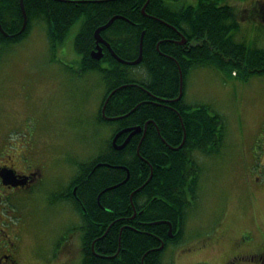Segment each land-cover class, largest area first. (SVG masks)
Listing matches in <instances>:
<instances>
[{"label":"trees","instance_id":"16d2710c","mask_svg":"<svg viewBox=\"0 0 264 264\" xmlns=\"http://www.w3.org/2000/svg\"><path fill=\"white\" fill-rule=\"evenodd\" d=\"M147 1L23 0L28 24L22 31L21 0H0V23L7 34L0 32L2 47L20 42L33 23L44 21L50 47L55 51L82 18V28L74 41L81 57L80 71L98 73L108 91L117 90L108 102V116L127 115L102 122L113 129L144 127L148 123L141 145L139 140H132L123 150L112 148L96 160L105 161L109 166L97 170L88 180L82 178L81 172L74 177V182L85 183L88 187L93 207H98L96 201L101 193L100 206L108 211L96 214V218L104 223L108 221L105 215L110 221L119 216L130 218L133 208L138 209L142 202L148 208L141 216L143 220L169 218L167 202H174L177 207L185 198L174 194L194 192L197 185L195 169L199 170V165L193 152L209 155L221 146L224 128L220 117L206 106L192 107L184 102L186 77L192 68L211 66L226 76L235 75L245 80L264 76V49L250 48L244 41L234 38L232 32L238 28L237 14L233 7L224 4V0H199L195 6L172 3L180 0ZM114 16L125 19L116 20L104 30L103 38L125 61L139 57L142 40V63L126 65L108 52L101 61L91 57L95 30ZM183 37L185 43L179 44ZM103 64H108L109 68H104ZM138 67L145 69V76L140 78L134 74L133 69ZM180 69L183 96L175 101L180 94ZM123 84L129 85L120 88ZM182 143L178 151L170 149ZM131 224L137 225L136 222ZM142 230L120 232L112 227L107 236L106 253L115 254L121 246L122 259H110V264H161L162 251L152 249L159 247L162 240L169 242L167 226L151 225ZM95 232L83 230V240L89 251L96 238ZM92 260L86 264H97Z\"/></svg>","mask_w":264,"mask_h":264},{"label":"rangeland","instance_id":"374dc122","mask_svg":"<svg viewBox=\"0 0 264 264\" xmlns=\"http://www.w3.org/2000/svg\"><path fill=\"white\" fill-rule=\"evenodd\" d=\"M198 2L172 3L195 6ZM82 25L81 18L55 51L44 21L33 23L20 42L0 46V149L7 141L22 150L19 145L31 140L36 159L40 160L44 147L62 152L69 160L74 158V175L78 163L91 160L107 147L113 129L97 121L105 83L98 73L80 71L81 57L74 41ZM232 34L250 48L264 49L263 23H252L244 32ZM73 66L74 94L69 77ZM144 71L143 67L133 69L140 78ZM184 102L192 107L206 106L218 115L224 135L216 152L200 156V197L191 203L185 232L188 247L198 254L174 260L177 264H222L235 240L248 238L255 249L264 245V169L252 163L264 142V76L245 80L226 76L211 66L195 67L186 77ZM57 179V175L50 176V180ZM40 197L38 193L34 197L20 193L15 199L32 237L29 251L48 255L57 232L41 222ZM211 232L220 237L203 247V234ZM80 242L81 233L75 245ZM161 258L168 262L170 252H162Z\"/></svg>","mask_w":264,"mask_h":264},{"label":"flooded vegetation","instance_id":"af4514ba","mask_svg":"<svg viewBox=\"0 0 264 264\" xmlns=\"http://www.w3.org/2000/svg\"><path fill=\"white\" fill-rule=\"evenodd\" d=\"M103 52L104 57L107 52L110 53L109 49L104 45ZM104 68L108 69L109 66ZM71 70L73 73L70 74L69 77H71L70 81L73 86L72 93L74 94V66L71 67ZM128 85L129 84H123L120 88ZM116 91V89L108 91L105 85V93L97 111V121L99 122V120H101V124L106 125L102 120L112 122L108 118L103 117L102 108L109 95L114 92L112 94L113 96ZM106 108V116L111 117L107 115ZM72 119H74V116ZM121 130L123 129H112V139L107 147L99 152V156L96 155L91 160L89 159L88 161L78 163L76 165L75 175L74 158L69 160L68 156L65 157V155H62V152L46 151L44 147L45 152L41 155L39 160L36 159L35 146L31 145V140L29 144L23 145V143L19 145L24 147L22 150H19L18 146L12 148L6 141V144L0 149V170H14L16 175L22 176V180H26V183L17 187L4 185L0 177V264H86L89 260L93 261L92 259H95L97 264H110V259L118 261L122 259L121 246L117 248L115 254L106 253L108 252L107 236L112 227L113 229H119L120 232L125 229H132L139 232L143 231L142 228L147 226L160 225L154 224L158 221H166V223L163 224L167 226V231H169L171 226L174 235L172 238L168 236L169 242L166 243L162 240L159 247L152 249V251L161 250L163 253L167 251L170 252L169 261L165 262L161 258V264H177L176 261L183 255L189 256L198 254V251L190 250L191 246L188 247L187 242L189 241L185 238V232L189 213L192 208L191 203L200 197L197 190L202 173L200 156H206V154L199 151L193 152L199 165V170L198 168L195 169V173H198L195 190L194 192L188 190L184 194H174L175 197L184 195L185 202L177 203V207L174 202H167L170 210L169 218L152 222L143 220L141 216L148 211L147 206L143 205V202L139 205L138 209L136 207L133 208V215L130 218L119 216L115 218L114 221H110L111 218L105 215V219H108L105 223L100 222L96 218V214L101 215V212L108 211L100 206L101 193L96 201L98 207H93L94 205L90 200L91 195L87 192L88 187L85 183L79 181L74 182V177L81 172L84 180L90 179L97 170L109 166L105 161H96L97 158L100 157V154L109 153L112 148L116 151L123 150L132 140H139V144L141 145L147 133L146 129L145 133L142 131L132 136L127 145L119 150L113 145L112 140ZM128 136L129 133L122 134L117 139V146L122 145ZM182 146L183 143L179 147H170V149L178 151ZM54 160L56 162L54 166H57L56 169H52L54 166H51ZM252 163L259 166L260 169H264V142L260 144V150L256 152ZM84 164L87 165L83 168L82 165ZM85 168L86 170L83 171ZM151 171L153 173L152 167ZM152 173L151 177L153 175ZM52 175H57L58 179L56 181L50 180V176ZM257 181H259V178ZM20 193H24V195L28 197H34L37 193L41 196V222L49 231L57 232L48 255H46V253H42L41 255L36 254V252L31 253L28 249L32 237L29 235L26 224L27 219L23 214V209L20 208L21 204H18L15 199ZM132 222H136L137 225L131 224ZM103 229H105V231L101 235L100 233ZM83 230L91 232L96 231V238L91 243L90 251L87 248V243L83 240ZM80 233L81 242L78 245L76 244V246V237H78ZM216 233L217 232L203 234L201 240V243L204 244L203 247H206L205 243L208 242L210 244L211 241H216L220 237L216 235ZM96 245H98L97 250ZM161 246L163 247L160 248ZM229 249L231 252L222 264H264V245L261 248H252L248 238L235 240L231 243ZM239 261H245V263H238Z\"/></svg>","mask_w":264,"mask_h":264},{"label":"water","instance_id":"95a60500","mask_svg":"<svg viewBox=\"0 0 264 264\" xmlns=\"http://www.w3.org/2000/svg\"><path fill=\"white\" fill-rule=\"evenodd\" d=\"M149 2V0L147 1V3ZM146 3V5H147ZM146 5L144 6L143 8V11L145 10V7ZM21 9H22V13H23V18H24V23H23V27H22V31H24L27 27V24H28V17H27V13H26V10H25V7H24V3H23V0H21ZM118 19H125L123 17H120V16H114L112 17L105 25L103 26H100L98 27L96 30H95V33H94V38H95V44H96V48L91 52V57L96 60V61H100L103 57H104V52H103V45L106 46L110 53L113 55L114 58H116L119 62L121 63H126V64H129V65H138L141 63L142 61V58H143V43H142V40L140 42V54H139V57L133 61H125L123 59H121L120 57H118L115 52L112 50L111 48V45L102 37L101 33L102 31L108 29L116 20ZM0 31L1 33H3L5 36H7V34L5 33V31L3 30L2 28V25L0 23ZM142 39H143V35H142ZM185 43V37H183V41L182 42H179V44H184ZM180 75H181V84H180V94L178 96V98L175 100V101H178L182 98L183 96V73H182V70L180 69ZM114 92H112L108 99L106 100L103 108H102V114H103V117L105 118H108L109 120H116V119H119V118H123L127 115H124V116H119V117H107L106 114H105V108H106V105L109 101V98L112 96ZM166 101V100H165ZM135 110V109H134ZM147 126H148V123H146L145 127H141V126H136V127H128V128H125L121 131H119L115 137L113 138V145L116 147V149H122L124 148L127 143L129 142V140L132 138V136L136 135V134H139L141 133L142 131L145 133L146 129H147ZM124 133H129V136L128 138L126 139V141L120 145V146H117V139ZM185 140V138H184ZM139 151V150H138ZM0 177L2 179V182L4 185H9V186H13V187H17V186H22L26 183V180H22L23 177L22 176H18L16 175V173L14 172V170H10V169H2L0 170ZM129 176L126 178V180L123 181L126 182L128 180ZM118 185L114 186V187H110L109 189H112V188H115L117 187ZM163 223H166V221H158V222H155L154 224H163ZM169 223V222H168ZM170 224V223H169ZM168 236L169 237H173V232H172V227L170 226V229L168 231ZM163 246H161L160 248H162Z\"/></svg>","mask_w":264,"mask_h":264},{"label":"crops","instance_id":"0c3cea01","mask_svg":"<svg viewBox=\"0 0 264 264\" xmlns=\"http://www.w3.org/2000/svg\"><path fill=\"white\" fill-rule=\"evenodd\" d=\"M224 4L233 7L237 14L235 31L244 32L252 23L264 24V0H224Z\"/></svg>","mask_w":264,"mask_h":264},{"label":"bare ground","instance_id":"6f19581e","mask_svg":"<svg viewBox=\"0 0 264 264\" xmlns=\"http://www.w3.org/2000/svg\"><path fill=\"white\" fill-rule=\"evenodd\" d=\"M233 30V29H232ZM144 42V41H143ZM144 50V49H143ZM142 63V62H141ZM145 72V71H144ZM135 74V73H134ZM215 147V146H214Z\"/></svg>","mask_w":264,"mask_h":264}]
</instances>
